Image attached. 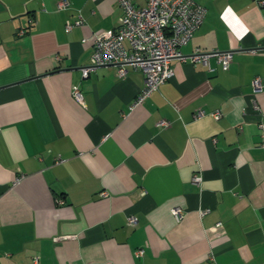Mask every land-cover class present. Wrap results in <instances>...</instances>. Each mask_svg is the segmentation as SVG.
I'll return each mask as SVG.
<instances>
[{
	"label": "crops",
	"instance_id": "obj_1",
	"mask_svg": "<svg viewBox=\"0 0 264 264\" xmlns=\"http://www.w3.org/2000/svg\"><path fill=\"white\" fill-rule=\"evenodd\" d=\"M60 1L0 0V264H264V0H192L186 61L135 107L138 70L81 77L116 1ZM195 49L232 52L228 70Z\"/></svg>",
	"mask_w": 264,
	"mask_h": 264
},
{
	"label": "built area",
	"instance_id": "obj_2",
	"mask_svg": "<svg viewBox=\"0 0 264 264\" xmlns=\"http://www.w3.org/2000/svg\"><path fill=\"white\" fill-rule=\"evenodd\" d=\"M115 1L121 9L117 27L106 34H93L89 65L81 69V77L85 79L96 68L105 66H115L119 78L126 75L128 66L138 70L144 77V88L132 106L135 107L172 78V61H186L180 48L190 41L200 27L206 9L192 0H144L143 6L134 5L133 0ZM259 4L264 6V2ZM67 7V1L61 0L57 9L61 11ZM80 24H82L81 18L75 25ZM71 28L72 25L67 24L66 32ZM232 55L233 53L229 51L203 53L195 49L189 56V62L202 65L212 72L214 69L210 62L214 60L222 71H227ZM251 87L254 95L258 96L263 92V79L255 77ZM71 96L78 105L84 104V97L78 86L72 87ZM253 109L258 116L262 115L263 109L256 102L253 104ZM201 117H203L202 113H197L195 116V118ZM212 117L218 120L220 115L214 113ZM158 126L167 127L168 123L160 122ZM259 128H262V124H259ZM58 162L62 161L58 160ZM22 178V176L17 178L14 184H18ZM200 181L199 176L193 177L195 184H199ZM102 196L106 194L103 193ZM58 203L63 204V201L59 200ZM171 215L175 223H179L184 212L180 208H175L171 211ZM127 224L135 225L136 218L128 216ZM220 225L217 224V227ZM135 255L141 257L143 251L138 250Z\"/></svg>",
	"mask_w": 264,
	"mask_h": 264
}]
</instances>
